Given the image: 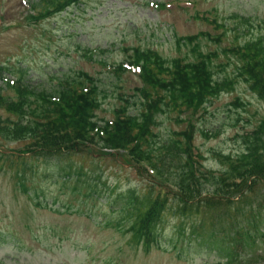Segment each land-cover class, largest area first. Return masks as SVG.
I'll list each match as a JSON object with an SVG mask.
<instances>
[{"label": "rangeland", "instance_id": "rangeland-1", "mask_svg": "<svg viewBox=\"0 0 264 264\" xmlns=\"http://www.w3.org/2000/svg\"><path fill=\"white\" fill-rule=\"evenodd\" d=\"M34 1L0 0V92L14 96V89L4 88L3 81L18 78L36 90L55 91L61 80L86 72L100 79L106 90L96 109L97 120L112 118L113 107L123 101L118 93L130 100L138 98L134 92L140 85L137 71L127 69L116 77L112 70L126 59L128 49L152 48L164 57L190 55L194 45L176 38L207 31L211 38L200 36L194 43L204 53L216 50L215 63H228L225 70L232 74L231 54L219 52L242 40L240 34L236 42L232 15L250 17L253 26L247 35L264 34V0H80L31 23L27 15ZM197 13L225 22L228 34L217 43L214 38L221 30L195 18ZM236 96L246 104L233 106ZM263 110V100L256 99L248 84L238 81L233 91L214 98L206 111L186 115L195 129L194 153L202 155L208 167L218 168L213 152L239 151V135L263 117ZM7 116L11 115L0 108V118ZM158 122L156 130L163 138L181 129L173 113ZM199 128L218 133L205 138ZM23 143L0 139L4 151L0 157V264H264V183L247 189L243 201L234 197L230 211L221 202L211 207L203 203L208 206L204 212L185 218L169 194L157 244L145 253L131 241L130 223L121 219L114 199L128 186L143 193L152 181L169 183L173 174L169 169L174 167L168 165L157 175L138 164L143 170L139 172L127 164L129 158L122 150L19 154ZM76 168L77 175L66 178L65 172ZM210 189L208 183H201V192ZM240 228L250 237L230 239ZM234 244L251 246L239 248V256L227 262L225 248L231 251Z\"/></svg>", "mask_w": 264, "mask_h": 264}, {"label": "trees", "instance_id": "trees-1", "mask_svg": "<svg viewBox=\"0 0 264 264\" xmlns=\"http://www.w3.org/2000/svg\"><path fill=\"white\" fill-rule=\"evenodd\" d=\"M79 1H34L27 21L38 23ZM194 17L198 18L199 15ZM201 18L217 28L224 27L215 17L209 19L204 15ZM250 25L253 24L249 18L238 17L236 27H233L236 42L238 32L242 31L244 36V26ZM222 31V35H225L228 30ZM205 35H209L208 32L176 38L177 42L194 45L190 51L191 57L188 54L164 57L152 48L128 49L130 52L125 60L140 68L138 80L141 86L136 88L140 97L138 101L134 98L132 103L125 99L127 104L114 107L112 119H96V109L106 90L100 79L86 72H76L72 79H64L58 83L57 90L51 92L30 88L22 84L20 78V81L16 79L12 84L5 82V88L14 89L15 94L10 96L0 92V108L11 115L3 120L0 118V139L24 142L19 154H74L94 148L103 154V149L122 150L129 158L127 164L133 165L139 172H143L138 165L141 163H147L157 175L168 165L174 167L169 169L173 170L168 177L169 183L162 179L152 181L143 193H139L136 187L128 186L114 199L119 203L122 218L130 221L132 240L141 245L145 252L156 245L157 228L168 206L169 194L179 201L176 208L184 214L204 212L205 207L215 206L217 202L230 211L234 197L239 196L238 201H243L247 189L264 182V115L251 132L240 135L243 143L240 151L235 154L214 153L222 163V170L218 173L204 166L202 155L193 153L190 141L194 125L188 122V126L170 131L165 138L160 137L154 129L158 125V115L174 113L175 122L183 125L189 121L183 117L184 111H197L212 97L233 89L232 82L226 76L222 80L215 77V68L224 71L221 64L217 66L214 62L218 52L204 53L194 43L198 37ZM220 39L218 36L216 41ZM227 51L231 59L242 64L243 69L236 64V69H240L238 74H246L244 79L264 101V34L253 32L245 36L242 42L231 44L227 50H219L221 53ZM119 70H124L122 62L116 65V77H119ZM130 104L136 106L135 113L129 112ZM233 105L241 106L244 103L236 99ZM215 134L203 133L206 138ZM2 153L3 150H0V157ZM76 170L78 168L74 171L68 169L66 178L77 175ZM202 182L208 183L211 188L205 195L200 190ZM154 187L158 190L154 191ZM248 211L252 209L249 207ZM249 237L240 228L230 239L240 241ZM250 246L234 244L231 247L234 254L225 248L228 254L226 261L230 262L233 255L239 256V248L246 250Z\"/></svg>", "mask_w": 264, "mask_h": 264}]
</instances>
